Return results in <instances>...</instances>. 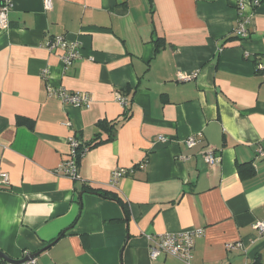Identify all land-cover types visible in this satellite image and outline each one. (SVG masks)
Returning a JSON list of instances; mask_svg holds the SVG:
<instances>
[{"label": "crops", "instance_id": "1", "mask_svg": "<svg viewBox=\"0 0 264 264\" xmlns=\"http://www.w3.org/2000/svg\"><path fill=\"white\" fill-rule=\"evenodd\" d=\"M246 1L240 39L236 0H54L51 11L12 0L0 28L1 251L37 264H187L152 259L149 237L202 230L191 264H264V0ZM60 35L83 60L66 68L45 47ZM60 87L90 107L49 95ZM102 121L117 123L113 140L85 153L77 180L62 175L69 139H105ZM122 168L133 173L113 185Z\"/></svg>", "mask_w": 264, "mask_h": 264}, {"label": "built area", "instance_id": "2", "mask_svg": "<svg viewBox=\"0 0 264 264\" xmlns=\"http://www.w3.org/2000/svg\"><path fill=\"white\" fill-rule=\"evenodd\" d=\"M44 8L46 11H51L53 9L54 0H42ZM237 1V11H238V21L235 34L240 39L248 37V32L246 30V25L249 22L246 16V0H236ZM254 7L260 5L261 0H250ZM13 7L12 0H0V28L6 30L9 27V12ZM45 47L49 51L60 50L62 51L61 60L66 68L71 66L74 62L83 60L81 54L80 44L77 41H69L64 35L51 37L45 44ZM257 70L260 74L264 76V63L260 62L257 64ZM182 80H190L192 77H182ZM49 95L51 97H57L63 104L73 105L77 108H89L91 104V97L87 93L82 92H69L65 88H49ZM117 101L126 110L129 107V102L123 94H118ZM159 141L167 142L165 137H159ZM186 143L189 147H194L197 143V136H190ZM70 152L68 158L60 167V172L62 175L69 177L73 180H77L79 177V149L81 148V143L76 136L69 139ZM86 151L83 150V155ZM260 156H264V150L260 149ZM206 161L210 164H217L220 162V157L216 156L214 153H209L205 157ZM141 168L145 167V163L140 165ZM132 172L131 169H117L112 173L111 183L116 185L118 181ZM10 185V177L7 172H5L0 167V189H6ZM254 228L260 235H264V220L259 221L254 225ZM203 235L202 230H189L177 234H165L159 237H149L151 241L150 256L152 259H157L161 255H169L184 261L187 264H191L193 260V252L195 247L196 238ZM242 243H230L226 246L228 251L242 248ZM23 259H26L22 264H37V258L33 256L32 253L26 252ZM22 260V259H21ZM0 264H13L7 262H0Z\"/></svg>", "mask_w": 264, "mask_h": 264}, {"label": "trees", "instance_id": "3", "mask_svg": "<svg viewBox=\"0 0 264 264\" xmlns=\"http://www.w3.org/2000/svg\"><path fill=\"white\" fill-rule=\"evenodd\" d=\"M128 112L129 111H127V113ZM21 122L22 123H26L27 125H29L31 127H32V124H33L32 122H30V121H28L26 119L25 120H22ZM99 127H100L101 130H103L104 132H106L107 137L105 139L101 136V134H98L97 137L91 142V144L86 145V144L82 143L81 140L77 137L79 139L80 143H81V148L79 149L80 156H79V159H78L79 166H80L81 159L83 158V156L85 155V153L90 148L99 146V145H101V144H103L105 142H108L110 140H113V138H114V131H115L116 127H117V123L116 122H105V121H102V122L99 123ZM85 149H86V151H84L85 153L83 155H81L83 153V150H85ZM94 193L100 194V195L105 196V197H111V195L108 192H102V191L95 192L94 191ZM111 198H114V197H111ZM124 209H126L125 206H124ZM62 235H64V234H62Z\"/></svg>", "mask_w": 264, "mask_h": 264}, {"label": "water", "instance_id": "4", "mask_svg": "<svg viewBox=\"0 0 264 264\" xmlns=\"http://www.w3.org/2000/svg\"><path fill=\"white\" fill-rule=\"evenodd\" d=\"M36 255H38V254H33V256H35V257H36ZM25 260L26 259H22V260L12 259L7 254H5L3 251L0 250V261H2V262L13 263V264H22Z\"/></svg>", "mask_w": 264, "mask_h": 264}]
</instances>
